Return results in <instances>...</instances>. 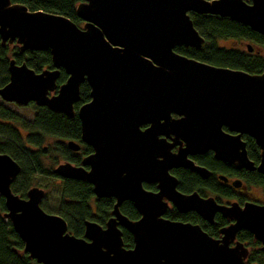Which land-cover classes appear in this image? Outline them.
<instances>
[{
	"label": "water",
	"instance_id": "95a60500",
	"mask_svg": "<svg viewBox=\"0 0 264 264\" xmlns=\"http://www.w3.org/2000/svg\"><path fill=\"white\" fill-rule=\"evenodd\" d=\"M190 14L228 18L264 36V0H81L75 15L83 29L64 16L0 0L1 45L49 51L52 63L36 73L11 59L0 99L68 118L76 114L81 141L93 152L78 167L60 164L54 171L88 183L97 198L116 201L105 229L86 221L82 237L71 235L62 217L41 209L42 188H29L26 198L13 193L21 168L0 154L3 218L37 264H246L249 250L237 239L241 231L264 253V204L219 205L196 192L184 195L169 174L181 167L206 177L187 156L212 151L217 160L264 175V71L249 74L176 53L179 46L204 44ZM245 47L253 51L251 44ZM61 70L67 78L58 86ZM82 83L90 100L74 112ZM143 125L148 127L141 130ZM241 135L259 148L258 165L248 160ZM67 145L79 150L76 143ZM176 145L183 147L171 153ZM142 182L158 183L159 193L145 191ZM231 185L241 187L239 181ZM163 198L210 225L217 214L230 223L214 238L197 224L163 218ZM124 201L133 203L138 220L120 213ZM119 227L131 235V248L124 247Z\"/></svg>",
	"mask_w": 264,
	"mask_h": 264
},
{
	"label": "trees",
	"instance_id": "16d2710c",
	"mask_svg": "<svg viewBox=\"0 0 264 264\" xmlns=\"http://www.w3.org/2000/svg\"><path fill=\"white\" fill-rule=\"evenodd\" d=\"M10 1L12 4L25 6L29 11H43L64 16L77 25L81 24V21L75 15V9L81 0ZM244 1L249 3L251 0ZM190 17L195 29L204 38V44L200 49L179 46L175 48L176 53L210 65L242 70L249 74H260L264 71V36L228 18L197 14H190ZM218 40L246 42L252 45L253 51L249 53L247 50L219 47L216 44ZM11 59H14L17 65L26 64L28 68L36 73L52 69L49 51L21 52L16 44L3 47L0 42V88L8 82V64ZM66 78L67 76L61 70L57 85L63 84ZM88 101L89 88L84 83L80 86V99L74 105L75 111L78 110L80 105ZM26 107L31 108L34 112L32 123L26 122L15 111L0 103V154L9 155L21 168L19 175L11 185L13 193L21 198H25L29 188L38 186L35 176L57 178L52 168L57 164L59 158L76 159L69 155L64 144L60 142L66 140L78 141L80 136V124L76 114L68 118L35 104H29ZM47 137L53 138L52 140H55V142L48 143L47 146L44 145L43 143ZM57 140L60 141L57 142ZM248 151L251 159L257 162L259 160V148L251 139L248 141ZM47 158L51 166L46 170L43 162ZM176 175L180 180L179 189L199 192L201 186H203L202 189L205 188L201 180L194 174L180 172ZM248 184L260 187L264 194L263 174H253L252 177L249 175ZM59 190L62 203L57 215L65 219L69 232L74 236H83L84 220H94L100 224L105 222L109 216L112 201L103 199L94 202L92 187L88 183L65 180ZM218 194L224 198L228 197L226 191H219ZM93 206L96 207V211H99L97 214H95ZM120 211L125 216L126 214L129 217L133 216L125 211V206ZM5 212L4 199L0 196V264H36L24 253L22 241L13 231L9 221L3 218ZM167 217L170 220L197 224L214 238H218L219 230L229 224L228 220L220 215L215 217L213 225L202 221L195 213L178 214L174 211ZM122 239L125 248L132 247V237L125 230H123ZM237 239L249 248L246 264H264V253L260 251L259 243L253 239L249 232H239Z\"/></svg>",
	"mask_w": 264,
	"mask_h": 264
},
{
	"label": "flooded vegetation",
	"instance_id": "af4514ba",
	"mask_svg": "<svg viewBox=\"0 0 264 264\" xmlns=\"http://www.w3.org/2000/svg\"><path fill=\"white\" fill-rule=\"evenodd\" d=\"M82 25H83V22L81 21V24L80 25H77V26L79 28L83 29L82 28ZM9 45H11V44H9ZM174 51H175V49H174ZM82 84H84V83H82ZM79 90H80V88H79ZM79 98H80V92H79ZM89 100H90V98H89ZM1 102L2 103H6V102H3L2 100H1ZM6 104H8V103H6ZM74 112H76L75 109H74ZM172 117L175 118V119L179 118V116L176 115V114H172ZM79 124H80V122H79ZM147 127H148L147 125L146 126L143 125L140 128H141V130H144ZM223 130L226 133H228V130L225 127L223 128ZM230 134L231 135H235V133H230ZM249 139H251V138L248 137L247 135H241V137H240V140L245 143V150H246V154H247L248 160L250 162H252L256 166V165H258L259 160L257 162H255L254 160L251 159V157L249 155V151H248V141H249ZM251 140H253V139H251ZM59 141L60 140H57V142H59ZM167 141H168V143H172L171 140H169V139H167ZM54 142H55V140L52 143H54ZM68 142L76 143V145H78L79 150L73 151L71 148L68 147V145H67ZM60 143L61 144H64V146L66 147L67 151L69 152V155H71L73 158H76V159L75 160H66V159H63V158H59L57 160V164L58 165L68 163V164L73 165L74 167H78L81 164L82 158L85 157V156H87V155H89V154H91L93 152V149L89 145H87V144H85V143H83L81 141V128H80V136H79V140L78 141L66 140V141H61ZM180 143H181V141H180ZM181 145L184 146L183 143H181ZM182 147H180V145H176L174 147H171L170 152L171 153H177L178 149L179 148H182ZM87 150H89V152H87ZM259 153H260V151H259ZM259 153H258V156H259ZM187 159L190 160V161H193L196 166L201 167V168H204L207 171V176L206 177H202L198 173L191 172V171H189L187 169H184V168H181V167L172 168L169 171V174L172 177L176 178V180H177L176 190L179 193L184 194V195H189L191 193L196 192L201 198H210V197L213 198L216 201V203L219 204V205H228V204L234 203V202L238 203L240 206H242L246 202L258 203V202H255V201H250L249 196L246 193V188L249 187V186H253L251 184H248L249 175L252 177L253 174H257L256 171H250V170H248L246 168H239L235 164H228L226 162L217 160L215 158V156H214V153L212 151H207L206 153L200 154V155H198V154L197 155H188L187 156ZM76 160H78V162H76ZM180 172H187L188 174H194V175H196L201 180V182L204 184V187L205 188L202 189L201 187H203V186H201L199 188V192H197L196 190L179 189L180 180H179V177H177L176 173H180ZM54 174L57 176V174L55 173V171H54ZM56 179H58V181L60 180V184L57 185V186H61V184H62L63 181L68 180V179L60 178L59 176H57ZM223 179H226V182H224ZM235 181H239L241 183V187L240 188H234V187H232L231 183H233ZM141 186H142V188L145 191H147L149 193H153L154 195L157 194V193H159V191H160L159 190V187H158V183H156V182H151V183L142 182ZM219 191L220 192L221 191H226L228 193V197H225V198L224 197H221L218 194ZM44 196H45V191H44ZM234 197H235V199H234ZM25 198H26V196H25ZM222 198L223 199H227V200H228V198H230V199H233V201L230 202V203H228V202H222ZM103 199H110L112 201L109 216L106 218L105 222L99 224L103 229H105L106 222L112 217V210H113V206L116 203V201H115V199L113 197H109V198H106V197H104V198H97V197L94 196V202L95 201H99V200H103ZM161 202L162 203L167 202L166 212L164 213L163 218L168 219L167 216L170 213L174 212V211H176L178 214H182V213H179L175 209V207L172 205V203L169 202V201H167L166 199L163 198ZM41 203H42V201H41ZM154 205L158 207L160 205V202L159 201L154 202ZM123 206H125V211L127 213H131L133 215L132 217H129V215H127V214H126V216L124 215L129 220L136 221V220H138L140 218L138 212L136 211V209H135V207H134V205H133V203L131 201H124V202H122L121 205L119 206V211L121 210V208ZM40 207H41V204H40ZM94 212H95V214H97L99 212V211H96V207H94ZM120 213H121V211H120ZM189 213H194V212H187V213H184V214H189ZM217 215H219V214H217ZM168 220H170V219H168ZM86 221L95 222L94 220H89V219L88 220H84L83 221V232H84V229H85L84 224H85ZM171 221H175V220H171ZM202 221H204V220H202ZM204 222H206V221H204ZM228 222L230 223V221H228ZM95 223H97V222H95ZM66 224H67V222H66ZM119 228L121 229V232L123 233V230L124 229L121 228V227H119ZM67 230H68V225H67ZM68 233L71 234L69 232V230H68ZM71 235H73V234H71Z\"/></svg>",
	"mask_w": 264,
	"mask_h": 264
},
{
	"label": "rangeland",
	"instance_id": "374dc122",
	"mask_svg": "<svg viewBox=\"0 0 264 264\" xmlns=\"http://www.w3.org/2000/svg\"><path fill=\"white\" fill-rule=\"evenodd\" d=\"M216 44L219 47L241 49L243 51H246L245 44H249V43H246V42L238 43L232 40H218ZM0 103H2L1 100H0ZM2 104H4L9 109L15 111L26 122H29V123L33 122L34 112L31 108L17 107L13 104H6V103H2ZM22 132L25 133L24 131ZM52 139L53 138L50 139V137H47L43 144L47 146L48 143H52L54 141ZM57 165H54L52 169L54 170L57 167ZM43 166L45 167L46 170L51 166V163H48V158L45 159V161L43 162ZM35 178L37 179V185H38L35 187L42 188L45 191V196L41 203V209L45 213L57 215L58 209L61 207V203H62L61 193L59 190L60 186H56L60 184V180L58 181V179L46 178L45 176H35ZM246 193L248 194L250 201H255L260 204H264V194L260 187L249 186L246 188ZM232 201L233 199H230V198H228V200L222 198V202L230 203ZM259 247H260V244H259Z\"/></svg>",
	"mask_w": 264,
	"mask_h": 264
}]
</instances>
